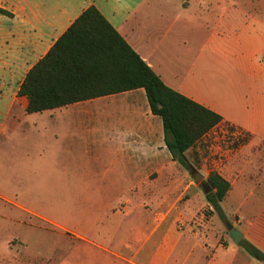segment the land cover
Masks as SVG:
<instances>
[{
	"label": "crops",
	"instance_id": "crops-1",
	"mask_svg": "<svg viewBox=\"0 0 264 264\" xmlns=\"http://www.w3.org/2000/svg\"><path fill=\"white\" fill-rule=\"evenodd\" d=\"M90 7L165 85L221 117L186 156L204 182L229 183L222 216L168 150L143 89L27 112V73ZM0 10V264H263L227 226L264 254V0Z\"/></svg>",
	"mask_w": 264,
	"mask_h": 264
},
{
	"label": "trees",
	"instance_id": "trees-1",
	"mask_svg": "<svg viewBox=\"0 0 264 264\" xmlns=\"http://www.w3.org/2000/svg\"><path fill=\"white\" fill-rule=\"evenodd\" d=\"M91 76H98V82H91ZM136 89L145 91L151 112L161 118L173 158L195 170L186 153L221 117L165 85L94 7L30 69L18 93L28 99L27 112L35 113ZM206 184L211 188L206 200L222 216L219 203L230 185L217 174L207 176ZM238 245L264 264V254L253 245L245 240Z\"/></svg>",
	"mask_w": 264,
	"mask_h": 264
},
{
	"label": "water",
	"instance_id": "water-1",
	"mask_svg": "<svg viewBox=\"0 0 264 264\" xmlns=\"http://www.w3.org/2000/svg\"><path fill=\"white\" fill-rule=\"evenodd\" d=\"M191 174L193 178L195 179V182L203 186V190L205 194H208L209 192H211V188L206 184V182H204V176L202 174H200L196 170H192ZM227 230L229 231L231 239L233 240L234 243L238 244L242 240V233L234 229L231 225L227 226Z\"/></svg>",
	"mask_w": 264,
	"mask_h": 264
},
{
	"label": "rangeland",
	"instance_id": "rangeland-1",
	"mask_svg": "<svg viewBox=\"0 0 264 264\" xmlns=\"http://www.w3.org/2000/svg\"><path fill=\"white\" fill-rule=\"evenodd\" d=\"M18 147H19V146H17V148H18ZM19 150H21V147L19 148ZM80 185L82 186L81 188H84V186H85V182H81ZM80 205H81V209H83L82 207L85 206L86 203H84V201H82ZM204 212L208 215V212H207V211H204ZM229 221H230L231 223H233L231 219H229ZM251 258H252V257H251Z\"/></svg>",
	"mask_w": 264,
	"mask_h": 264
}]
</instances>
